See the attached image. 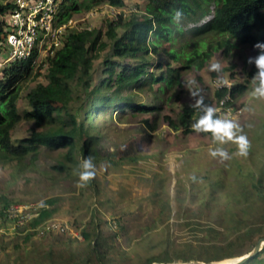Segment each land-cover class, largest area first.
<instances>
[{
	"label": "trees",
	"instance_id": "obj_1",
	"mask_svg": "<svg viewBox=\"0 0 264 264\" xmlns=\"http://www.w3.org/2000/svg\"><path fill=\"white\" fill-rule=\"evenodd\" d=\"M105 0H61L54 27L67 25L73 16L87 11ZM115 6H123V0H107ZM12 0H0V44L7 36L6 14L12 8ZM184 12L180 24L172 23L173 9ZM121 26L124 31L119 34ZM192 40V49L185 50L186 42ZM264 42V0H148L142 13H132L123 20L110 21L104 31L97 28L71 29L60 37V44L47 51L46 80L37 82L26 94L30 109L19 111L18 103L25 85L35 79L38 48L26 60L8 63L0 74V162H17L22 169L34 164L42 151H63L49 168L62 174L80 169L83 159L91 154L93 162L100 160L98 146L101 135L95 132L93 113L100 106L123 109L158 110L139 103L127 89H148L157 99L169 102L173 94L183 86L182 74L196 67L200 69L216 52L228 53L237 45L253 47ZM257 52V51H256ZM164 53L174 61L176 67L166 63L162 72L150 70V54ZM102 59L101 77H95V61ZM129 60H137L132 62ZM163 67V64H159ZM96 78H98L96 80ZM245 85L235 83L231 88L223 86L217 91L218 101L228 93L231 97L240 94ZM85 97L84 113L74 112L70 106ZM230 105V102L228 101ZM201 113L189 105L177 112L175 119L166 120L175 129L190 130L192 120ZM217 115L219 113L217 112ZM21 120H29L35 126L30 136L18 141L12 138L13 131ZM150 123L149 119H146ZM154 129V125H151ZM264 130V123L262 125ZM261 138H264V131ZM135 156L121 157L119 162L134 161ZM48 174L49 171H38ZM96 185L95 177L89 181ZM230 206L220 210L217 220L209 223L205 238L197 245L192 242L166 246L145 256L131 255L107 236L100 222L82 231V241L75 238L57 241L61 247L50 244L25 245L16 264H150L153 261L202 259L222 260L250 251L257 243L229 238L218 229L226 226L244 236L256 232L264 237V160L248 169L239 164L232 176ZM216 189L211 190V197ZM209 201V200H207ZM50 203L53 200L48 201ZM8 205V204H7ZM6 208L0 215L7 217ZM52 211L43 207L33 227L43 225ZM201 225V224H200ZM226 235L224 238L222 236ZM116 236V235H115ZM114 236V237H115ZM30 235L24 237L28 242ZM249 245V246H248ZM31 255V262L28 256ZM243 264H264V247L253 258Z\"/></svg>",
	"mask_w": 264,
	"mask_h": 264
},
{
	"label": "rangeland",
	"instance_id": "obj_2",
	"mask_svg": "<svg viewBox=\"0 0 264 264\" xmlns=\"http://www.w3.org/2000/svg\"><path fill=\"white\" fill-rule=\"evenodd\" d=\"M123 1V6H115L105 0L90 10L75 14L67 25H63L62 32L58 34L59 40L71 29L97 28L105 31L110 21H118L120 17L126 20L132 13H142L148 0ZM117 31L121 34L124 28L119 26ZM188 40L180 41L177 47L185 41V50H191L192 40L190 43ZM40 46L35 65L37 76L25 85L18 103L20 112L30 109L26 98L28 90L37 82L46 80V52L52 42L42 40ZM256 54L254 48L243 45H237L228 53L223 50L216 52L200 69L194 67L183 72V86L169 102L157 99L148 89H127L124 92H132L139 103L149 107L159 106L158 110L135 111L112 105L98 107L93 113V123L95 132L101 135L98 146L100 160L94 163L97 183L93 187L89 182L79 186L81 169L62 174L49 168L62 156V150L42 151L38 160L26 169H22L17 162H0V210L14 203L37 205L40 209L45 207L52 211L46 223L54 226L43 234L40 226H32L33 221L15 227L13 221L0 215V264H16L19 253L25 252L21 249L25 245L55 244L61 247L57 241L71 237L82 241V231L95 222H100L102 231L112 236L113 242L131 255L145 256L165 247L168 242L181 246L189 242L197 245L205 238L208 240L211 236L208 234L205 237L207 225L215 222L220 210L232 203L229 200L232 190L229 182L238 171L239 164L251 169L264 160V138H261L264 131V99L251 96L256 68L247 63L248 58ZM7 57L8 50L2 43L0 74L9 65L5 63ZM144 59L150 61V70L156 74L162 72L168 62L174 67L180 64V61H174L164 53L150 54ZM216 62L221 65V75L226 81L220 86L216 83L217 73L209 70L210 65ZM101 64L102 59L95 61V77L102 75ZM186 80H194V87L202 90L206 103L216 110L219 88L232 87L235 83L245 85L240 94L231 97L230 114L221 116L239 123L242 134L250 142L246 156L236 154L234 143L216 145L210 133H196L190 126V130L184 127L175 130L169 124L167 116L175 119L177 112L194 102L184 87ZM84 102L85 97L75 101L70 106L71 110L83 112ZM146 119L150 123L145 122ZM34 126L29 120H21L13 131V140L30 136ZM217 146L225 148L231 158L222 160L212 157L209 149ZM130 155L136 159L119 162L121 157ZM41 170L50 173L38 172ZM213 188L216 192L211 197ZM50 200L53 202H48ZM217 227L229 238L244 239L249 245L253 242L252 238H262L257 232L244 236L224 225ZM27 234L30 238L25 243ZM28 258L31 262V255Z\"/></svg>",
	"mask_w": 264,
	"mask_h": 264
},
{
	"label": "built area",
	"instance_id": "obj_3",
	"mask_svg": "<svg viewBox=\"0 0 264 264\" xmlns=\"http://www.w3.org/2000/svg\"><path fill=\"white\" fill-rule=\"evenodd\" d=\"M60 2L61 0H12L13 6L5 16L7 36L4 43L8 50L5 63L26 60L33 55L36 48L41 51L39 45L42 40L45 43L52 42V46L60 44L58 34L62 32L64 26L54 27ZM52 46L47 51H50ZM230 99L231 95L228 93L218 102L219 116L230 114L232 110L231 105L228 104ZM40 212L41 209L37 205L26 203H14L6 209L7 219L13 221L15 227L32 222L39 217ZM39 229L44 234L54 229V226L45 222Z\"/></svg>",
	"mask_w": 264,
	"mask_h": 264
},
{
	"label": "clouds",
	"instance_id": "obj_4",
	"mask_svg": "<svg viewBox=\"0 0 264 264\" xmlns=\"http://www.w3.org/2000/svg\"><path fill=\"white\" fill-rule=\"evenodd\" d=\"M184 12L182 9H173L171 13L172 23L180 24L183 19ZM257 51L255 56L248 58L247 63L254 65L256 72L252 77L251 96L257 99H264V42H257L253 45ZM210 71L217 73L216 83L218 86L226 83L221 75V65L216 62L212 63L209 68ZM194 80H186L184 87L188 90L190 98L193 103L189 106L197 109L201 115L199 118L192 121L190 127L196 133H210L213 142L216 145H224L229 142L237 146V153L240 156H246L250 147V142L247 136L242 134V128L239 123L226 116L217 115V110L212 105L206 103V98L201 89L194 87ZM209 154L214 158L222 160L230 159L228 151L220 146L209 149ZM94 158L91 154L85 157L80 164L81 171L79 172V186H84L87 182L95 177Z\"/></svg>",
	"mask_w": 264,
	"mask_h": 264
},
{
	"label": "water",
	"instance_id": "obj_5",
	"mask_svg": "<svg viewBox=\"0 0 264 264\" xmlns=\"http://www.w3.org/2000/svg\"><path fill=\"white\" fill-rule=\"evenodd\" d=\"M264 247V237L260 238L255 245V247L247 254L241 255L237 258L234 256L225 258L222 260H211V261H203L197 259L191 260H176L171 262H163V261H153L150 264H243L253 258L257 253L261 251Z\"/></svg>",
	"mask_w": 264,
	"mask_h": 264
}]
</instances>
